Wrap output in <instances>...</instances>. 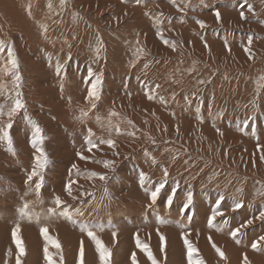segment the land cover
Masks as SVG:
<instances>
[{"label":"rangeland","instance_id":"374dc122","mask_svg":"<svg viewBox=\"0 0 264 264\" xmlns=\"http://www.w3.org/2000/svg\"><path fill=\"white\" fill-rule=\"evenodd\" d=\"M0 41V131L17 91L26 105L8 130L15 155L0 141V264H17V224L22 264H48L45 245L60 264L44 227L60 242L63 264H79L81 242L84 264H101L84 225L112 250V264H134L133 253L137 264H152L137 236L158 264H189L185 234L205 264H244L245 255L264 264V241L252 248L264 236V0H0ZM9 48L19 88L7 71ZM97 76L93 108L88 93ZM29 120L43 130L38 146L51 161L39 190V176L28 181L37 154ZM89 138L98 145L91 151ZM109 139L115 147L101 143ZM161 181L153 204L150 192ZM236 202L242 207L234 210ZM25 203L31 219L19 212ZM217 208L224 215L210 227Z\"/></svg>","mask_w":264,"mask_h":264},{"label":"snow or ice","instance_id":"6c2138e0","mask_svg":"<svg viewBox=\"0 0 264 264\" xmlns=\"http://www.w3.org/2000/svg\"><path fill=\"white\" fill-rule=\"evenodd\" d=\"M64 0H61V3H63ZM140 0H137V3H139ZM173 2H175V0H173ZM246 2V0H245ZM249 7H251V5H249ZM30 7H29V14H30ZM244 13L241 12V16H243ZM216 17L217 19H220L221 14L219 11L216 12ZM201 25V27L204 26V22L203 21H198ZM42 28L44 29L45 32H47V26L46 25H42ZM160 35L162 36V33H160ZM166 44L169 43V41L165 40L164 41ZM248 43L251 44V37H249ZM3 46H4V42L0 41V50H3ZM100 46L102 47V41H100ZM172 47L175 48L176 45L173 42L172 43ZM99 47L97 48V53L99 54ZM138 52H142V49H138ZM246 51H249L250 53V49H246ZM9 54L11 56V62H10V67L7 68V71L12 73L14 75V80H15V84L17 86V88L20 87L21 81L23 79V77L21 76L20 72H19V62L18 59L15 56L14 51L9 48ZM251 54V53H250ZM61 65H57V73L59 74V71L61 69ZM89 75L92 76L93 73L91 72V70L89 71ZM201 83H203V81H201ZM100 85H101V78L99 76L96 77L95 81L93 83H91V88L89 90L88 93V99L91 101V106L93 108L96 107V101H98L100 99ZM158 87V86H157ZM22 97V93L17 91V98L14 101V106L11 107L8 112H7V116L9 117V122L7 123L6 127L4 130L0 131V141H5L6 145H7V151L12 153L13 155H15L16 153V149L14 147V142H13V138L10 134V131H8L9 129L12 128V122H11V118L18 113L21 109H24L26 107L25 102L23 101ZM155 97L153 95H149V99H154ZM4 106L0 105V116L4 115ZM86 115V113H84ZM111 115H118V113H111ZM99 119V118H98ZM29 123L33 124V129H34V133H33V140H32V144L33 147H35L37 149V154L34 156V161H35V166L33 167L31 173L28 175V181H31L33 179L34 176H39L40 182L37 183L36 185V189L39 190V188L42 186L43 183V176L41 174V170L45 169L46 166L48 164L51 163V161L48 158L47 153L44 151V148L42 146H38V145H42L45 137L43 135V130L39 127L38 124L32 122L31 120H29ZM129 123H131V121H129ZM116 131L120 132V128L117 125L116 126ZM132 135H134V133H131ZM90 136H91V132H90ZM88 143L90 145L89 147V151L92 150V148L98 147L97 144H95L90 138L88 139ZM101 143H106L112 147H115V141L114 140H102ZM78 155L81 156V159H87V157H84L83 154L78 153ZM261 159H264V155L261 156ZM114 162L113 161H108L106 162V166H110L112 165ZM73 168H76V165L72 166ZM96 175V174H94ZM167 175V171L165 170V176ZM101 180H105L107 179V177L105 175H101L100 176ZM140 180L141 183L143 184L144 180H145V175L143 173L140 174ZM165 182L160 183V185L158 187H156V189L154 191L150 192L151 195V200L152 203L154 204L157 200V197L161 191L162 188H164L165 186ZM146 192L149 191L148 188L144 189ZM67 191L68 194L71 195L72 193V182H69V184L67 185ZM223 199V197L221 196V200ZM171 200L172 197L170 196L168 198V203L171 204ZM55 203L57 205L63 204L64 201H62L60 199L59 196H57L55 198ZM192 204V194L189 193L188 194V199H187V203L185 204V208H187L189 205ZM217 204L219 205V201L217 202ZM149 207H151V205H149ZM242 207V203L241 202H236L235 206H234V210L235 209H239ZM28 208L29 205L27 203L24 204V206L22 208L19 209V212L21 214V216H28L29 219L32 218L31 214L28 212ZM52 212H55V209L50 210ZM77 211H79L77 209ZM61 215L72 219V213L67 211L66 209L61 213ZM80 215H83V212H80ZM224 213L219 211L218 208L214 209L212 211V214L208 220V224L210 227H215L214 221L216 220L217 216H223ZM38 219V216H37ZM189 219H191V217H189ZM260 219H264V212L260 213ZM161 222H165L163 221V219L161 218ZM253 221L252 220H248L246 222L245 225H241L242 227H246L247 225L252 224ZM241 228H236L234 229L230 235L235 239L237 238L238 234L241 232ZM102 230V229H101ZM20 226L19 224L16 225V227L13 229V237L18 249V254L16 257V261L17 264H22L21 261V257L25 254V245L23 243V240L20 236ZM42 234L44 235L45 240L50 241V243L52 244V246H54L59 253L60 256V264H63V254H62V249H61V244L58 240L53 239L50 235H49V230L47 227H44L41 229ZM81 231L83 232H87V235L93 240L95 241L96 244V249L99 252V259L101 261V264H112V250L110 248H108L107 246H105V244L103 243V241L96 235V233L94 231H92L90 228H88L86 225L81 227ZM116 233H113V236H115ZM161 241L165 242V237L161 234ZM261 241H264V236L260 237L257 241L252 243V248L254 250H259L260 246H261ZM184 242L187 245V249H188V261L189 264H205V261L199 257L198 255V249L192 244V242L190 240H188L187 238V234H185L184 236ZM237 243H239V240L237 239ZM137 246L139 248H141L148 256V258L150 260H152V264H158V261L156 260L155 256L153 255L151 248L149 247L148 244L146 243H142L139 240V236H137ZM213 247L216 248V251L218 252V254L220 255V257L222 259H227L226 254L224 253V251H222L220 248L216 247L215 244H213ZM44 254H45V258L48 261V264H56V261L53 259V253L50 252L48 250V245H45L44 248ZM84 254H85V250L83 247V242H81V246H80V250H79V264H84ZM9 255H11V250H9ZM133 262L134 264H137L136 261V256L135 253H133L132 256ZM244 264H250V262L248 261L247 255L244 256Z\"/></svg>","mask_w":264,"mask_h":264},{"label":"bare ground","instance_id":"6f19581e","mask_svg":"<svg viewBox=\"0 0 264 264\" xmlns=\"http://www.w3.org/2000/svg\"><path fill=\"white\" fill-rule=\"evenodd\" d=\"M264 84V83H263ZM141 132V131H140ZM142 141V140H141ZM157 154V153H156ZM159 154V153H158ZM174 156V155H173ZM159 162V161H158ZM176 162V161H175ZM181 162V161H180ZM190 164V163H189ZM189 166V165H188ZM162 167V166H161ZM229 171V170H228ZM185 172V171H184ZM154 173V172H153ZM170 173V172H169ZM183 173V172H182ZM232 178V177H231ZM262 179V178H261ZM178 180V179H177ZM228 180H229V178H228ZM263 180V179H262ZM162 182V181H161ZM179 182V181H178ZM253 182V181H252ZM256 182L257 181H255V183L254 184H256ZM170 183V182H169ZM238 183V182H237ZM263 183V182H262ZM260 184H261V180H260ZM174 185V184H173ZM232 185V184H231ZM170 186V185H169ZM217 186V185H216ZM234 186V185H233ZM172 187V186H171ZM238 187H240V186H238ZM167 189V188H166ZM233 190V189H232ZM247 194V193H246ZM171 195V194H170ZM255 196V195H254ZM257 196V195H256ZM263 196H264V194H263ZM250 197V196H249ZM253 197V196H252ZM168 201V200H167ZM264 202V201H263ZM262 204V203H261ZM253 205V204H252ZM257 219V218H256ZM263 234V233H262ZM251 235V234H250ZM258 237V236H257Z\"/></svg>","mask_w":264,"mask_h":264}]
</instances>
